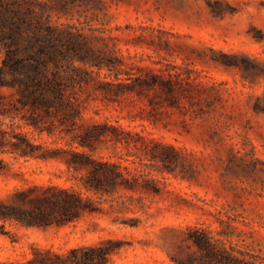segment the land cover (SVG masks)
I'll list each match as a JSON object with an SVG mask.
<instances>
[{
    "label": "trees",
    "instance_id": "16d2710c",
    "mask_svg": "<svg viewBox=\"0 0 264 264\" xmlns=\"http://www.w3.org/2000/svg\"><path fill=\"white\" fill-rule=\"evenodd\" d=\"M205 1L212 35L264 42V0ZM30 3L0 0V180L16 182L0 190V234L10 242H18L21 234L7 225L51 240L60 228L95 210L81 188L28 178L15 161H62L70 181L94 192L159 193V179L142 172L139 161L129 156L165 165L177 153L165 134L190 132L199 117L215 108L220 90L217 79L187 63L105 55L85 40L75 43L69 31L52 25ZM215 59L224 66L243 65L245 77L264 81V63L248 54L220 51ZM252 107L264 113V94L253 96ZM55 136L67 142H56ZM108 142L127 154L105 157L94 151ZM169 229L176 235L169 240L173 248L165 251L172 264H253L200 227ZM126 243L98 236L91 243L63 247L53 241L30 244L22 258L6 256L0 264H107Z\"/></svg>",
    "mask_w": 264,
    "mask_h": 264
},
{
    "label": "rangeland",
    "instance_id": "374dc122",
    "mask_svg": "<svg viewBox=\"0 0 264 264\" xmlns=\"http://www.w3.org/2000/svg\"><path fill=\"white\" fill-rule=\"evenodd\" d=\"M30 1L52 25L69 31V40L75 43L85 40L105 55L130 58L138 54L187 63L217 79L220 90L215 108L199 117L190 132L165 134L166 141L177 148L165 165L143 155L129 156L139 161L142 172L159 179V193L94 192L78 180L70 181L62 161H15V168H23L28 178H52L81 188L95 210L60 228L51 240L7 225L21 235L18 242H10L0 234V258H22L30 244L53 241L63 247L116 236L129 243L112 254L107 264H172L165 251L173 248L169 240L176 235L169 227L197 226L222 239L236 254L241 256L242 251L245 260L264 264V113L252 107L253 96L264 94V81L245 77L243 65L224 66L215 59L220 51L239 52L263 64L264 42L231 39L221 32L212 35L205 0ZM3 56L0 47V63ZM66 139L54 138L60 143ZM94 151L105 157L127 154L112 142ZM15 184L0 180V190Z\"/></svg>",
    "mask_w": 264,
    "mask_h": 264
}]
</instances>
